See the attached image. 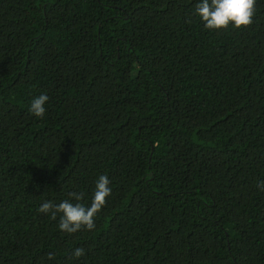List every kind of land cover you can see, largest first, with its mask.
Instances as JSON below:
<instances>
[{
	"label": "trees",
	"instance_id": "1",
	"mask_svg": "<svg viewBox=\"0 0 264 264\" xmlns=\"http://www.w3.org/2000/svg\"><path fill=\"white\" fill-rule=\"evenodd\" d=\"M199 2L0 0V264H264V0ZM105 174L94 230L38 211Z\"/></svg>",
	"mask_w": 264,
	"mask_h": 264
},
{
	"label": "clouds",
	"instance_id": "2",
	"mask_svg": "<svg viewBox=\"0 0 264 264\" xmlns=\"http://www.w3.org/2000/svg\"><path fill=\"white\" fill-rule=\"evenodd\" d=\"M257 0H200L196 5V14L200 17L206 29L219 30L233 26L235 29L249 27L254 22L256 15ZM49 101L47 94L35 97L29 111L40 118L46 113L45 104ZM111 181L108 176L101 175L95 185V191L90 205L83 203L84 195L78 192H71L69 199L56 204L52 201H45L38 211L48 214L52 220L59 215V229L74 234L81 230L92 231L95 229V218L106 206L107 198L112 194ZM258 187L264 190V181L258 182ZM85 249L76 248L72 255L76 258L84 256ZM48 259H54L52 253Z\"/></svg>",
	"mask_w": 264,
	"mask_h": 264
}]
</instances>
